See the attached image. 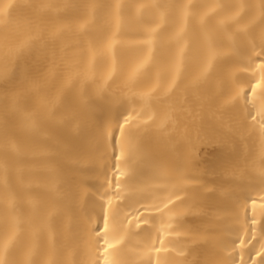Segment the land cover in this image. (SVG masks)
<instances>
[{
    "label": "bare ground",
    "instance_id": "obj_1",
    "mask_svg": "<svg viewBox=\"0 0 264 264\" xmlns=\"http://www.w3.org/2000/svg\"><path fill=\"white\" fill-rule=\"evenodd\" d=\"M262 5L0 0V245L14 236L5 264H21L29 251L34 264H90L103 254L93 229L109 198L114 164L125 179L134 175L151 189L146 209L134 202L125 209H141L139 219L149 218L141 228L149 231H120L109 212L112 264H232L241 256L244 264H261L264 185L256 169L264 165V128L259 117H249L243 99L223 100L237 79L248 87L252 69L245 68L264 32ZM237 13L240 24L228 19ZM243 25L246 42L237 32ZM209 38L219 55L208 81L197 86ZM140 64L129 87L128 75ZM262 75L257 67L256 78ZM148 91L153 101L146 106L139 94ZM129 116L120 135L117 128ZM129 128L147 158L130 148ZM155 167L168 175L154 176ZM177 168L193 179H178ZM128 195L122 185V199ZM169 198L178 205L171 212L164 207ZM129 219L135 224L137 218Z\"/></svg>",
    "mask_w": 264,
    "mask_h": 264
},
{
    "label": "snow or ice",
    "instance_id": "obj_2",
    "mask_svg": "<svg viewBox=\"0 0 264 264\" xmlns=\"http://www.w3.org/2000/svg\"><path fill=\"white\" fill-rule=\"evenodd\" d=\"M185 15H187V8L188 5H185ZM262 9H264V5L261 6ZM237 16H239V13L236 14V16L229 17V20H232L236 22L237 24H240L241 22L237 20ZM198 23L203 25L205 23L204 17H200L198 20ZM224 21H221V24H223ZM237 32L239 33V38L241 42H246V38L248 35L247 32V25H243L242 27L237 28ZM260 44L259 48L260 51L255 52V58L253 59L251 64H248L245 68V71L248 70V68L252 69L251 78L248 79V87L247 89L239 87V79L236 80L234 86L231 89V92L224 98L223 103L225 105L232 104L233 102L239 103L240 99H243L245 107H248V115L249 117L255 121L259 117L261 121L262 128H264V88L261 86L264 85V75L261 76L260 79L256 78V69L257 67L260 69H264V32L260 34L259 37ZM253 46V50H254ZM217 55H219L217 49L213 45L211 38H209V44H208V59L203 66L200 74L196 77L195 84L199 86L200 84H203L208 81L209 79V72L212 69V61L216 59ZM256 61H259V64H256ZM144 65L140 64L136 68H134L128 75V86L132 87L135 84V81L137 80V77L139 76L141 69H143ZM175 86V81H173L172 85H170L167 89V91H171L172 87ZM257 89H260V95L257 97ZM154 91V90H153ZM140 100L143 102L146 106L151 104L153 101L152 91L148 92H142L139 94ZM170 117L165 116L161 121V126L163 127L164 124L168 123ZM131 120V117H127L122 125H120L117 128V133L120 135H124V127L128 125L129 121ZM31 127L35 128L36 125L33 123L30 125ZM128 138H129V144L130 148L133 150L134 154H140L144 156L145 158L148 157V153L146 151L145 145L143 144L142 140L140 141L139 148H137L135 141L139 139L138 132L134 131L133 129L129 128L128 130ZM262 135H264V131H262ZM105 137L107 138V133L105 134ZM113 139H115L113 137ZM120 157L123 158V151L121 150L119 153ZM260 159L264 161V142H262L261 152H260ZM113 168L115 169L113 173V177L111 181H108V186H110V191L105 193L106 196L109 198L106 202L101 204V215L100 220L96 226V228L93 229V232L96 236L97 245H100V242L103 241V247L101 249L103 254H98L94 262H90V264H100L101 261H103V264H112L110 260H108L107 253L109 249L115 248V244L109 243L107 236L109 233V212H112V220L114 227H118L120 231H125L126 226H130L134 229H141V231H149V228H141V225H147L148 224V217L144 216L143 220L139 219V217L143 216V211L141 209H137L135 212H128L125 211V209L129 208L131 206L130 202H134L135 204H140L142 209H146V205L144 204V201L149 199L150 197L146 195L151 189V186L148 184H145L141 181H137L135 176H129L127 179H125V173L116 165H113ZM257 175L261 181V184L264 185V165L256 169ZM154 176L158 178H163L168 175L167 171L163 167H155L154 168ZM176 174L178 179L180 180H188L193 179V177H186L183 174L182 168L176 169ZM122 185L123 190L128 192L129 195L126 199H122ZM165 191L167 189H164ZM50 191L55 194L57 198L61 197V193L57 190L56 185L52 184L50 186ZM176 198L179 200L180 196L179 193H174ZM117 199V203L115 206H113V199ZM261 200L264 201V196L261 197ZM184 201L181 200V204H183ZM255 203V201H253ZM169 204L173 205L172 208L169 207ZM178 205L175 204V202L169 198L168 201L164 202V207L168 209V211H173L174 207H177ZM157 209H159V206L157 205ZM135 216L136 222L135 224L132 223V221L129 219V216ZM253 222H255V219L253 218ZM133 235H139L140 233L133 232ZM14 236L10 235L6 241L0 245V264H5L4 256L8 252L9 247L12 244ZM241 247H243L245 241L241 239L239 241ZM157 252L162 251V249H156ZM182 254V253H181ZM32 253L29 251L26 255L24 260L21 262V264H34V262L31 259ZM148 264H153V261L149 259ZM155 264H160L159 260L155 261ZM232 264H244L243 257L241 256L238 261H233ZM261 264H264V260L261 261Z\"/></svg>",
    "mask_w": 264,
    "mask_h": 264
}]
</instances>
